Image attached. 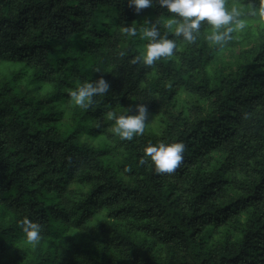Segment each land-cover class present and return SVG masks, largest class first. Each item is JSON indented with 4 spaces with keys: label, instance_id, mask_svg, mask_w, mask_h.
<instances>
[{
    "label": "trees",
    "instance_id": "16d2710c",
    "mask_svg": "<svg viewBox=\"0 0 264 264\" xmlns=\"http://www.w3.org/2000/svg\"><path fill=\"white\" fill-rule=\"evenodd\" d=\"M239 1L254 19L258 0ZM171 16L157 0L139 13L128 0H0V60L21 64L0 75V264H264V26L227 72L208 68L237 41L210 46L207 24L191 44L168 33L173 57L132 64L139 29ZM28 70L53 91H18ZM101 76L108 92L64 121L51 102ZM138 103L160 130L110 147L107 111ZM161 141L186 146L171 175L139 164ZM25 217L42 226L35 247Z\"/></svg>",
    "mask_w": 264,
    "mask_h": 264
},
{
    "label": "clouds",
    "instance_id": "9594fccd",
    "mask_svg": "<svg viewBox=\"0 0 264 264\" xmlns=\"http://www.w3.org/2000/svg\"><path fill=\"white\" fill-rule=\"evenodd\" d=\"M157 2L172 16L154 23L148 22L149 27L139 29L140 39L146 40L147 43L131 60L132 64L142 63L151 67L162 58L173 57L177 44L174 39L168 37V33H172L175 37H182L184 41L191 44L196 42L201 26L207 24L210 32L206 35V40L210 46L222 48L233 39V33L242 32L246 27V21L242 18L245 13L235 5L229 9L228 0H157ZM128 3L130 7L134 6L137 13L153 6V0H128ZM248 15H258L264 21V0H258V8L254 5ZM158 24L166 29L163 36ZM122 32L135 37L137 28L125 26ZM119 55L123 57L124 52H120ZM96 72L99 70L97 69ZM109 87V83L101 76L95 81H86L77 85L75 90L69 91V95L76 106L86 110L94 104V98L103 96L108 92ZM130 110L127 109V113ZM135 110V115H118L112 110L106 113L107 119L114 121L110 131L121 140L131 141L134 136L143 135L145 132L146 123L149 120L147 106L144 103H138ZM244 118H247V114ZM185 150L186 146L182 142L161 141L158 144H148L143 149L144 156L139 160V164L145 165L150 160L157 174L171 175L183 163ZM18 225L24 233L27 244L37 246L42 238L41 224L25 217L18 222Z\"/></svg>",
    "mask_w": 264,
    "mask_h": 264
},
{
    "label": "rangeland",
    "instance_id": "374dc122",
    "mask_svg": "<svg viewBox=\"0 0 264 264\" xmlns=\"http://www.w3.org/2000/svg\"><path fill=\"white\" fill-rule=\"evenodd\" d=\"M233 5L237 6L240 9L241 7H244L239 0H228L229 9ZM242 18L246 21V27L242 32L233 33V39L236 40L237 43L235 45L228 46L227 48H223L220 51V55L218 59L209 66L208 68L209 71H212L214 69H219V70H223V72H227L229 67L233 66L237 54L244 48L249 47L253 43L255 38L262 32L261 28L264 26V21H262L258 15L255 16L254 19H250L247 16H244ZM20 67L21 64L19 62L0 60V75H2L3 78L8 79L11 77V74L14 71L18 70ZM31 73H32L31 70H28L27 73L23 77H21L19 81L16 83L15 87L18 91L25 93L26 96H30L33 99L43 98L48 93L53 91L54 86L52 84L32 82ZM181 97L188 98V96L185 93H182ZM51 103H53L56 109H62L66 112L64 114V121L70 120V115H71L70 111L75 105L74 102H72L71 98L68 100L63 98L57 99ZM160 128H161L160 114L149 113V120L146 123L145 131L150 129L159 131ZM110 129H109L110 137L105 140L106 143L110 147H112L116 144L118 140V136L113 134L110 131ZM100 138H103L104 140V136H100ZM100 138L90 139V140L88 139L87 141L95 145L99 143L98 141L102 140ZM113 153L115 154L114 159H117L119 157L118 154L116 152Z\"/></svg>",
    "mask_w": 264,
    "mask_h": 264
}]
</instances>
